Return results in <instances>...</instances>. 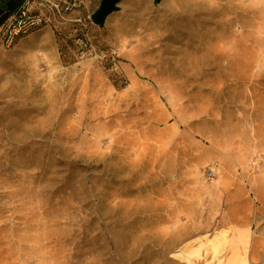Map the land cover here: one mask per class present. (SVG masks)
<instances>
[{
  "label": "rangeland",
  "instance_id": "rangeland-1",
  "mask_svg": "<svg viewBox=\"0 0 264 264\" xmlns=\"http://www.w3.org/2000/svg\"><path fill=\"white\" fill-rule=\"evenodd\" d=\"M76 1L0 43V264H264V0Z\"/></svg>",
  "mask_w": 264,
  "mask_h": 264
},
{
  "label": "built area",
  "instance_id": "built-area-1",
  "mask_svg": "<svg viewBox=\"0 0 264 264\" xmlns=\"http://www.w3.org/2000/svg\"><path fill=\"white\" fill-rule=\"evenodd\" d=\"M76 5V0H18L15 8L8 11L0 22V43L12 45L17 37L51 22V16L64 17ZM76 20L80 21V18ZM78 44L80 55H88L86 47L89 43L84 40ZM107 54L110 55L108 51L100 55L106 57Z\"/></svg>",
  "mask_w": 264,
  "mask_h": 264
},
{
  "label": "water",
  "instance_id": "water-1",
  "mask_svg": "<svg viewBox=\"0 0 264 264\" xmlns=\"http://www.w3.org/2000/svg\"><path fill=\"white\" fill-rule=\"evenodd\" d=\"M121 0H101L97 9L92 13L91 20L101 26L105 18L116 9V5ZM18 0H7L2 7H0V22L5 17L6 13L15 8Z\"/></svg>",
  "mask_w": 264,
  "mask_h": 264
},
{
  "label": "flooded vegetation",
  "instance_id": "flooded-vegetation-1",
  "mask_svg": "<svg viewBox=\"0 0 264 264\" xmlns=\"http://www.w3.org/2000/svg\"><path fill=\"white\" fill-rule=\"evenodd\" d=\"M4 5V3L3 2H0V7H2Z\"/></svg>",
  "mask_w": 264,
  "mask_h": 264
},
{
  "label": "trees",
  "instance_id": "trees-1",
  "mask_svg": "<svg viewBox=\"0 0 264 264\" xmlns=\"http://www.w3.org/2000/svg\"><path fill=\"white\" fill-rule=\"evenodd\" d=\"M7 0H0V2H3V3H5Z\"/></svg>",
  "mask_w": 264,
  "mask_h": 264
},
{
  "label": "bare ground",
  "instance_id": "bare-ground-1",
  "mask_svg": "<svg viewBox=\"0 0 264 264\" xmlns=\"http://www.w3.org/2000/svg\"><path fill=\"white\" fill-rule=\"evenodd\" d=\"M250 235H251V233H250ZM252 245V244H251ZM264 247V246H263Z\"/></svg>",
  "mask_w": 264,
  "mask_h": 264
}]
</instances>
